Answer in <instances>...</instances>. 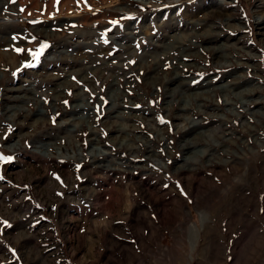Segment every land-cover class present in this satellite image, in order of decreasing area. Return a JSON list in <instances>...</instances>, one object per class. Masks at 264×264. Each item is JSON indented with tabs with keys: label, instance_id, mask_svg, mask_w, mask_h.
<instances>
[{
	"label": "rangeland",
	"instance_id": "rangeland-1",
	"mask_svg": "<svg viewBox=\"0 0 264 264\" xmlns=\"http://www.w3.org/2000/svg\"><path fill=\"white\" fill-rule=\"evenodd\" d=\"M0 156V264H264V0H0Z\"/></svg>",
	"mask_w": 264,
	"mask_h": 264
},
{
	"label": "crops",
	"instance_id": "crops-1",
	"mask_svg": "<svg viewBox=\"0 0 264 264\" xmlns=\"http://www.w3.org/2000/svg\"><path fill=\"white\" fill-rule=\"evenodd\" d=\"M232 219V218H231ZM231 219H230V221H229V229L231 230V232H233L234 231V229H235V227H236V224H234V223H241L242 222V220L244 219H236V220H233V221H231ZM238 220V221H237ZM220 224V226L222 225L221 224V222H219ZM251 225H249V223H248V220L247 219H244V230H243V232H244V234L246 235V233H247V230L249 229V227H250ZM256 227H258V226H256ZM260 227H262V229H263V226H260ZM213 228H214V230H215V233L213 234V236H214V244L212 243V248H213V252H214V255L216 254L215 253V251L218 249V247H219V249L221 250L222 248H221V246H222V242H221V240H219L218 241V239L216 240V238L218 237V235H219V233L218 232H220L219 231V228L214 224V226H213ZM148 229H149V231L147 230V228H145V227H143V228H141L140 229V231L138 232V231H136V234H138L139 235V239L137 238L136 240H137V242L142 246V244L144 243L143 242V240H152V241H154V242H156V241H158L159 239H161L162 240V238L164 237V238H171V239H173V237H175L174 235H178V234H185L186 232H188L189 231V229H192L191 227H189V228H184V227H182V226H180V227H170L169 226V228H155V227H148ZM221 229H223V228H221ZM241 229V228H240ZM225 230H226V232L228 233V231H227V228H225ZM197 233H200V232H198V231H196ZM263 232H264V230H263ZM194 233H195V231H194ZM233 233H235V232H233ZM190 236V235H189ZM188 236V237H189ZM200 237H198L197 239H199ZM185 239V238H184ZM184 239H182L183 240V242H182V244H180L179 246H180V248H183V250H187V247H188V244L186 245V243H185V240ZM189 239V238H188ZM204 240V239H203ZM201 242H203L202 240H200L199 242L197 241V242H195V244H198V243H201ZM157 243V242H156ZM196 246L198 247V245H195V247L194 248H196ZM172 247H173V244L170 246V247H166V249H167V252H166V261H165V264H171V263H173V259H174V257H173V251H172ZM202 247H204V242L198 247V249H201ZM142 249H145V248H143V246H142ZM168 251H170V254H168ZM214 257H216V256H214ZM213 257V258H214ZM231 257H229V255H227L226 256V262H228V260L230 259ZM157 259H154L153 260V258L151 259V261H152V264H158V263H161V262H157L156 261ZM169 261V262H168ZM225 260H223V262H224Z\"/></svg>",
	"mask_w": 264,
	"mask_h": 264
},
{
	"label": "snow or ice",
	"instance_id": "snow-or-ice-1",
	"mask_svg": "<svg viewBox=\"0 0 264 264\" xmlns=\"http://www.w3.org/2000/svg\"><path fill=\"white\" fill-rule=\"evenodd\" d=\"M13 3L16 2V0H12ZM21 11H23V9H21ZM18 51H21V50H18ZM0 159H4L2 156H0Z\"/></svg>",
	"mask_w": 264,
	"mask_h": 264
},
{
	"label": "bare ground",
	"instance_id": "bare-ground-1",
	"mask_svg": "<svg viewBox=\"0 0 264 264\" xmlns=\"http://www.w3.org/2000/svg\"><path fill=\"white\" fill-rule=\"evenodd\" d=\"M225 90V89H224ZM174 92V91H173ZM196 98V97H195ZM192 143H193V141H192ZM186 145V144H185ZM190 147V146H189ZM194 147V146H193ZM103 152V151H102ZM101 153V152H100ZM99 155V154H98ZM109 162V161H108ZM117 190V189H116ZM119 190V189H118ZM121 193H123V192H121ZM246 204V203H245ZM120 207V206H119ZM244 217V216H243ZM245 218H246V216H245Z\"/></svg>",
	"mask_w": 264,
	"mask_h": 264
}]
</instances>
